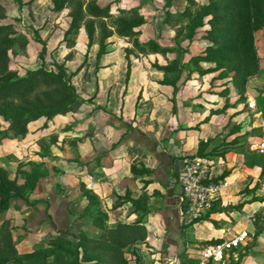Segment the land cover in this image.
I'll use <instances>...</instances> for the list:
<instances>
[{"label":"rangeland","instance_id":"1","mask_svg":"<svg viewBox=\"0 0 264 264\" xmlns=\"http://www.w3.org/2000/svg\"><path fill=\"white\" fill-rule=\"evenodd\" d=\"M94 1L109 3L112 15L119 7L136 6L144 20L138 25L135 39L142 42L144 51H139L132 38L127 36L108 34L99 38L96 26L88 44L83 24L73 35L65 33L69 6L54 12L51 0H32L20 5L13 0H0L4 7L0 22H10L14 30L26 38L24 48H16L11 53L9 67L21 74L26 68L42 65L55 69L59 64L69 75L70 82L72 79L77 85L83 83L85 90L93 92L88 97L93 101L101 99V95L95 97L96 90L92 91L100 73L113 74L114 77L109 75L110 81H116L113 86L123 85L125 90L130 89L132 98L141 96V89L160 91L169 107L174 109L176 106L180 110L183 107L184 111L178 110L174 115L180 116L185 128H192L198 134L195 145L201 141L202 152L207 156L212 172L226 175L227 187L216 199L212 210L206 213L211 214L214 225H221L218 222L223 215L218 212L226 213L230 205L240 201H244V207L237 209L238 214L233 213L235 217H230L237 222L236 226L247 223L245 213L250 212L255 223L263 225L264 198H259L254 190L264 178V155L256 152L253 143L260 136L257 113L264 120V26L253 32L256 70L245 74L234 69L233 61L205 58L216 46L208 22L212 13L203 8L208 0ZM105 23L107 28H113L109 19L106 18ZM75 73L78 74L76 79ZM77 87L83 90L79 85ZM246 100H251L253 106L249 107ZM73 104L77 110L87 108L79 98ZM41 120L43 117L30 121L28 127L40 129V125L34 124ZM7 130V121L0 116V154L5 152L6 156H0V161L11 160L9 148L12 143L6 136ZM53 134L48 133L46 140L52 139ZM24 158L16 159V169L22 163L31 162ZM29 192L26 195L29 196ZM249 228L253 229L250 225ZM206 242L207 239H201L190 246L191 255L180 256L178 253L176 264H194L201 245ZM248 251L249 264L264 261V226L258 236L249 235L234 255L218 264H233L235 260L243 264L240 262L243 254H240ZM124 254L142 260L132 244L124 247ZM159 259L157 257L158 264Z\"/></svg>","mask_w":264,"mask_h":264},{"label":"crops","instance_id":"2","mask_svg":"<svg viewBox=\"0 0 264 264\" xmlns=\"http://www.w3.org/2000/svg\"><path fill=\"white\" fill-rule=\"evenodd\" d=\"M109 75L113 74L96 76L98 83L92 91L96 90L95 97L101 95V99L95 101L88 99L93 92L84 89L82 79L78 85L83 90L71 79L76 99H81L86 109L77 110L73 104L74 111L54 114L44 124L43 120L34 124L40 129L28 127L23 136L8 139L12 143L8 149L11 160H1L0 165L10 176L16 174L22 181L29 171L30 163L16 169L18 157L37 162L45 174L37 179L29 196L25 193L9 198L7 208L0 211V222L3 218L10 221L18 252L28 251L35 244L44 245L55 233L75 239L78 229H83L95 235L98 228L90 216H78L86 204L77 188L82 181L106 212L108 226L140 219L137 222L144 232L134 244L135 253L142 258L138 264H158L157 257L159 264L164 260L165 264H176L177 254L191 255L190 246L201 239L222 236L226 222L236 226L230 217L239 211L233 208L218 212L223 215L219 227L214 225L211 214L191 222L180 221L176 176L182 169V156L195 151L198 134L185 128L180 116L174 115L184 111L183 107H169L160 91L141 89V96L134 99L130 89L114 87L116 81H110ZM77 76L73 74L75 79ZM52 132V139L46 140ZM133 163L148 168V172L131 173L129 165ZM137 196L146 198L142 214L129 200ZM248 253H243L241 263L249 264Z\"/></svg>","mask_w":264,"mask_h":264},{"label":"trees","instance_id":"3","mask_svg":"<svg viewBox=\"0 0 264 264\" xmlns=\"http://www.w3.org/2000/svg\"><path fill=\"white\" fill-rule=\"evenodd\" d=\"M13 1L20 5L24 2L29 4L32 0ZM51 2V10L54 12L66 6L70 7L65 33L73 35L79 25L83 24L87 30L88 44L96 26L99 38L102 39L108 34L127 36L132 38L133 45L139 51H144L142 42L135 39V35L139 32L138 25L144 20L136 6L119 7L118 12L112 15L109 3L98 4L94 0L86 2L51 0ZM203 8L204 11L212 13L208 22L211 25V37L216 43V46L208 52L209 56L205 58L226 59L234 62V69L237 72L241 71L245 74L254 72L257 62L253 32L264 26V0H208ZM3 13L4 7L0 2V17ZM106 18L113 28L106 27ZM25 44V36L16 32L10 22H0V116L7 121L6 136L9 138L23 136L27 132L29 122L39 117H43L42 124H44L54 114L75 110L73 102L77 94L69 75L59 64L55 69L42 65L26 68L21 74L9 67L11 53L16 48L23 49ZM202 148L199 140L195 151L187 155H198L208 160ZM29 163V171L25 172L22 181L17 180L16 174L10 176L7 169L0 165V211L7 208L10 197L23 196L34 187L37 179L45 174V170L40 169L38 163L33 161ZM129 170L133 174L148 172V168L136 166L134 163L129 165ZM221 176L222 173L215 174L212 178ZM77 188L86 198V204L78 216L83 213L90 216L91 223L98 228L95 235H89L83 229H78L72 241L69 237L58 233L51 236L46 244H35L30 250L19 253L11 235L12 226L7 218H3L0 222V264H84L85 262L130 264V259H132L131 264H137L139 260L125 256L124 247L132 244L135 249L137 238L142 237L143 226L137 222L140 219L133 222H117L108 226L105 222L106 212L100 209L96 195L85 187L82 181L77 183ZM145 199V196L129 198L134 207L140 209L141 214L146 210ZM215 201L216 199L207 212L212 210ZM243 202L230 205V209L240 208ZM207 212L201 217H206ZM263 226L264 224H256L253 217V238ZM233 264H239L238 260ZM260 264H264V261Z\"/></svg>","mask_w":264,"mask_h":264},{"label":"built area","instance_id":"4","mask_svg":"<svg viewBox=\"0 0 264 264\" xmlns=\"http://www.w3.org/2000/svg\"><path fill=\"white\" fill-rule=\"evenodd\" d=\"M249 107L253 106L251 100H246ZM256 125L259 127L260 136L253 143L257 153L264 155V120L259 116ZM182 169L177 173L179 199V219L182 222H191L201 218L202 214L211 209L213 201L227 187L226 175L212 178L215 175L207 159L198 155H183ZM255 194L264 198V178L260 180ZM247 223L235 226L226 222L222 225L223 235L216 240L205 243L200 247L197 260L194 264H217L224 261L239 246L244 245L252 231L247 226H252V213H245Z\"/></svg>","mask_w":264,"mask_h":264}]
</instances>
